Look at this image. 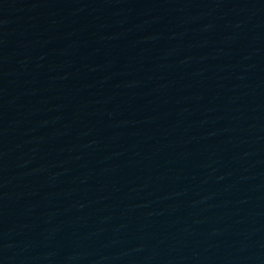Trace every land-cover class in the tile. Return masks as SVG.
<instances>
[{"label": "water", "instance_id": "water-1", "mask_svg": "<svg viewBox=\"0 0 264 264\" xmlns=\"http://www.w3.org/2000/svg\"><path fill=\"white\" fill-rule=\"evenodd\" d=\"M0 264H264V0H0Z\"/></svg>", "mask_w": 264, "mask_h": 264}]
</instances>
